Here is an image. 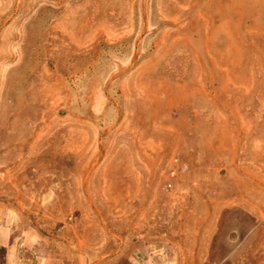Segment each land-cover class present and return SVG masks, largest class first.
<instances>
[{"label":"rangeland","instance_id":"obj_1","mask_svg":"<svg viewBox=\"0 0 264 264\" xmlns=\"http://www.w3.org/2000/svg\"><path fill=\"white\" fill-rule=\"evenodd\" d=\"M0 264H264V0H0Z\"/></svg>","mask_w":264,"mask_h":264},{"label":"crops","instance_id":"obj_2","mask_svg":"<svg viewBox=\"0 0 264 264\" xmlns=\"http://www.w3.org/2000/svg\"><path fill=\"white\" fill-rule=\"evenodd\" d=\"M0 244H5L4 242H1ZM5 264H23L25 262V259L20 256H15L13 254H6L4 257Z\"/></svg>","mask_w":264,"mask_h":264}]
</instances>
